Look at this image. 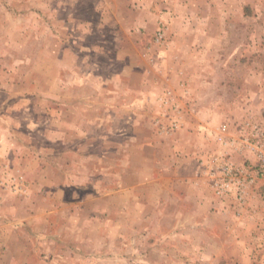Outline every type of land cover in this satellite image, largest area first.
Segmentation results:
<instances>
[{"label": "rangeland", "instance_id": "1", "mask_svg": "<svg viewBox=\"0 0 264 264\" xmlns=\"http://www.w3.org/2000/svg\"><path fill=\"white\" fill-rule=\"evenodd\" d=\"M262 136L264 0H0V264H264Z\"/></svg>", "mask_w": 264, "mask_h": 264}, {"label": "crops", "instance_id": "2", "mask_svg": "<svg viewBox=\"0 0 264 264\" xmlns=\"http://www.w3.org/2000/svg\"><path fill=\"white\" fill-rule=\"evenodd\" d=\"M223 7L226 8L225 5H223ZM185 23H186L187 27L192 28V27H195V25H196V27L201 29L202 34H199V42H201V43L204 42V43H202L203 45H205V43H207L209 40H213V39L218 38V37L213 35V34H215V32L213 31L214 27H216V29L219 28L221 30L219 32V38H222L223 41H227V39H228V37H227V21H223V22L220 21L216 24L206 22V23H203V25H199L198 21L197 22L185 21ZM240 23H243L244 27L246 24H251L250 21H248V20L247 21L246 20L240 21ZM228 42H230V44H231V41H228ZM198 49H199V52H198L197 57H196L197 58L196 71L191 70V67H190L191 64H189L190 59H191L190 57H185V59L181 60V63L183 62L181 67L183 68L182 69V75L184 78V83L195 87V93H197V94L200 93L202 100H204L203 96H202L203 93H205L206 90L210 89L214 85L213 81L217 76H221L222 79L226 80L225 82L227 84L223 85V86L224 87L227 86V88H229V89L232 88V83H231L230 79H234V77L236 75L237 76L241 75V77H243V79L248 76L249 72L246 71V69H243V72L240 73L239 71H236L235 68H229L226 70L221 69V68H215L212 61L215 60V53H217V55H219V52L218 51L212 52V50H211L212 47L205 48L203 46V48L199 47ZM221 57H223V55L222 56L219 55V59H221ZM224 58H225V56H224ZM186 77H192V78L190 80H187ZM219 88L222 89V87H219ZM243 89H244L243 91H245L248 88H243ZM226 90H228V89H226ZM234 90H240V89L239 88L232 89V91H234ZM249 90H250V88H249ZM215 91H217L219 93L222 92L219 89H215ZM196 98H197V96H196ZM198 98L200 99V97H198ZM199 99L197 101V104L199 103ZM236 103H237V99H234V98L233 99H226L224 96H222V97L219 96L216 99H213L212 101L204 100L201 103H199L200 104L199 106H201L202 108L212 107V108H216V109H218V111H220V108L234 107V105ZM242 103H245L244 99H243ZM203 116H205V115H203ZM204 132L205 131L203 130V133ZM199 150L200 149H196V151L193 153L194 156H196V158H200L197 155V152ZM199 152H201V151H199ZM198 162H197V169L198 170L201 169L203 173H204V171H206V172L209 171V169L204 164V162L200 164V159H198ZM214 171H215V173H218V174L221 173V170L218 167H214ZM196 176H197V173H196ZM195 181H196L195 182L196 185H197V183L198 184L201 183L200 180H198V178H196ZM212 185L217 189V187L215 185V181H213ZM262 186H264V185H262ZM202 187H204V184H202ZM228 190H230L231 193L234 191L233 187H231V188L229 187ZM195 202H196L195 203L196 206L201 204V203H204V198L195 197ZM214 206H215V208H218V206H220V204L217 205V203H215ZM221 207L222 206H220V208ZM192 210H193V208L190 211L184 209L183 211H181V215L184 216V218H187V215L191 214L193 212ZM213 213H215V211H213ZM218 214H223V213L221 211H218Z\"/></svg>", "mask_w": 264, "mask_h": 264}, {"label": "built area", "instance_id": "3", "mask_svg": "<svg viewBox=\"0 0 264 264\" xmlns=\"http://www.w3.org/2000/svg\"><path fill=\"white\" fill-rule=\"evenodd\" d=\"M224 130H226V126L222 127V131H224ZM253 148L259 157V162H260V165L262 167L261 174L264 175V136H262L256 142V144L253 145ZM222 174L223 175L225 174L224 178H222V179H218V176H216V175L212 178V180L215 181V185H216L217 189H219L220 192L224 191L223 187L225 189L226 188L229 189V187L232 185V183H237V182L240 183V181L236 180V178H235L236 173L233 172L232 167H230V166L226 167L225 166Z\"/></svg>", "mask_w": 264, "mask_h": 264}]
</instances>
